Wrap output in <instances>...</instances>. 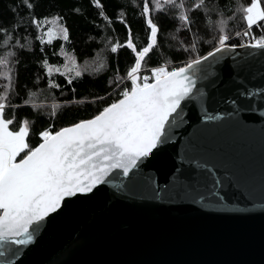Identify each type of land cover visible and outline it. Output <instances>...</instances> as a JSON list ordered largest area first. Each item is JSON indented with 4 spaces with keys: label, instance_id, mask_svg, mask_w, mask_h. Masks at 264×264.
Instances as JSON below:
<instances>
[{
    "label": "snow or ice",
    "instance_id": "snow-or-ice-1",
    "mask_svg": "<svg viewBox=\"0 0 264 264\" xmlns=\"http://www.w3.org/2000/svg\"><path fill=\"white\" fill-rule=\"evenodd\" d=\"M89 7L98 11L104 23L95 27L107 31L115 22L125 28L122 43L113 42L105 36L102 43L110 54L124 49L131 53L132 63L124 74L118 68L104 79L101 93L77 96V81L85 74L99 78L107 70L108 63L103 58L93 59L91 64L80 65L75 56L61 53L63 65H50L46 56L39 61L41 71L46 74L47 90L59 89L60 83L51 77L53 69L66 78L65 87L70 89L71 98L51 105L36 104V93L26 90L27 98L15 92L13 71L10 65L16 63L15 51L9 49L0 56V78L7 83L0 85V264H19L21 248L33 243L41 232L45 221L62 211L69 202L68 198L93 193L98 186L109 183L111 175L118 172L121 177L132 178L144 162L169 141L175 139L174 129L186 123V110L189 105L198 106L205 122L220 121L222 117L231 118L242 107L252 110L256 92L242 87L247 79L244 63L233 59L229 67L231 79L239 81L240 88L234 94H221L223 77L221 64L223 58L230 56L236 49L261 50L264 55V0H249L234 8L219 3L207 6V0H129L120 7L113 19L104 10L102 0H88ZM132 7V15L143 21L145 32L143 43L138 34L133 33L128 20L127 7ZM40 0H14L13 19L5 27L0 25L3 46L8 49L10 41L21 49L28 47V41L17 38L15 33L23 27V16L28 15V23L39 35L41 45L51 44L53 23L56 33L63 40L70 39V30L61 23L64 17L37 13ZM74 8L73 12H78ZM231 14L226 16L225 12ZM200 12L204 19L202 33ZM20 13L19 21L16 15ZM215 16V19L212 16ZM237 15L243 28L231 29L228 25ZM175 22L176 27L168 33L173 42L170 48L183 60L169 58L163 51L160 36L164 27L162 21ZM46 29V30H45ZM254 29L259 30L256 34ZM180 32L187 34L180 37ZM236 42H233V41ZM207 45L208 50L203 46ZM43 53V47L40 48ZM252 53L250 52L249 55ZM153 56L157 59L150 64ZM63 69V70H62ZM264 78V73L261 74ZM40 77L37 76V80ZM20 99L19 104L12 102L13 95ZM264 103V89L259 91ZM212 104L231 106V112L209 111ZM72 105L94 106L95 111L86 118H78L56 127L54 121L59 110ZM28 108L26 113H19ZM47 108V111L44 109ZM38 121H41L38 125ZM36 142H32V137ZM186 154L194 157L187 161L180 157L181 167L177 168L164 187L152 188L156 200L162 198L167 190L173 195L194 196L206 208L226 201L228 190H235L239 197L248 200L256 194V186L251 178L217 175L216 166H209L208 153L196 145H187ZM204 160V163H200ZM195 165V169H185L183 165ZM149 184L155 181L149 180ZM170 186V187H169ZM121 194L127 187L120 181L116 185ZM201 190H205L201 194ZM259 191L264 197V180ZM81 240L75 236L69 248Z\"/></svg>",
    "mask_w": 264,
    "mask_h": 264
},
{
    "label": "water",
    "instance_id": "water-1",
    "mask_svg": "<svg viewBox=\"0 0 264 264\" xmlns=\"http://www.w3.org/2000/svg\"><path fill=\"white\" fill-rule=\"evenodd\" d=\"M233 59L247 69L242 87L256 92L252 110L242 107L236 116L205 122L198 106L189 105L186 123L173 130L175 139L154 150L132 178L110 174L109 183L93 193L68 198L32 244L12 245L21 248L19 264H264V197L259 191L264 180V103L259 95L264 55L259 49H236L224 57L221 94L241 87L231 79ZM209 111L231 112L232 107L212 104ZM190 144L208 153L217 175L251 178L256 194L245 200L230 189L224 203L213 201L210 208L194 196L167 190L156 200L152 188L168 183L182 166L180 157L194 158L186 154ZM183 167L201 171L187 163ZM120 181L128 195L116 187ZM77 235L81 240L70 249Z\"/></svg>",
    "mask_w": 264,
    "mask_h": 264
},
{
    "label": "trees",
    "instance_id": "trees-1",
    "mask_svg": "<svg viewBox=\"0 0 264 264\" xmlns=\"http://www.w3.org/2000/svg\"><path fill=\"white\" fill-rule=\"evenodd\" d=\"M19 3V0H15ZM129 0H102L104 10L106 13L115 18V15L120 11V7L128 3ZM249 0H207V6L211 7L219 3L220 5H229L235 7L240 3H248ZM14 0H0V25L8 26L9 22L13 19V13L9 9L13 7ZM41 7L37 8V13L56 15L61 14L65 19L61 23L66 24L70 30V39L68 41L63 40L62 35H57L52 39L51 44L46 41L41 45L40 40L36 39L39 35L34 28L28 23V15L23 16V27L15 33L17 38H21V43H24V38L28 41V47L23 49L15 46V41H10L9 48L6 49L3 46V35H0V56H4L9 49L15 51L14 60L15 64L10 65L14 68L13 81L15 92L19 93V96L27 98L26 90L30 89L36 93L34 102L36 104L51 105L53 102H61L71 98L70 89L65 87L66 78H62L58 73H55L53 69V76L51 77L56 82L60 83L63 87V91L56 89L51 93L47 90L46 74L41 71V65L39 61L42 57L46 56L50 65L60 66L65 62L64 56L61 53H67L68 56H75L80 65L85 63L91 64L93 59L103 58L108 63L106 71L101 73L99 78H93L85 74L82 81H77L72 87L76 88L77 96L83 94L88 96L91 93H101L104 88V79L106 75L111 74V71L115 68L120 70L121 74H124L127 67L132 63L131 53L127 50L121 49L117 54H110L105 50V45L101 42L105 36L113 38V42L122 43L125 39V28L119 22H115L111 28L107 31L95 27L96 24H102L104 21L98 17V11L95 8L89 7L88 0H40ZM78 8L79 11L74 13L73 9ZM128 20L131 23L134 35L138 34L139 42L143 43L145 32L143 30V21L139 17L132 15V7H127ZM230 12H225V15H230ZM20 13L16 15V20L19 21ZM193 15L200 17L199 27L203 33L205 30L204 19L200 12H196ZM215 19V16H212ZM237 20V17L236 19ZM233 20L228 27H236L237 30L243 28L242 22ZM164 27L161 31V44L162 48L158 51H163L169 58H175L176 60H183L182 55H176L175 50L169 47V44L173 43L168 37V33L172 31L177 25L175 22H169L167 20L162 21ZM256 34H259L258 29H254ZM181 38H186L187 34L180 32ZM233 42H236L235 40ZM43 47L44 51L41 53L40 48ZM203 49L208 50V46L204 45ZM157 59L153 56L151 63H154ZM63 70V69H62ZM37 76L40 77L37 80ZM7 83L6 80L0 78V85ZM0 91L3 88L0 87ZM12 102L19 104L20 99L13 95ZM47 111V108L44 109ZM28 108H21L19 113L28 112ZM95 111L94 106L88 105H72L61 108L59 115L54 121L56 127H60L63 124L73 121L78 118H86L89 114ZM38 125L41 121L37 122ZM32 142L35 143V137H32Z\"/></svg>",
    "mask_w": 264,
    "mask_h": 264
},
{
    "label": "rangeland",
    "instance_id": "rangeland-1",
    "mask_svg": "<svg viewBox=\"0 0 264 264\" xmlns=\"http://www.w3.org/2000/svg\"><path fill=\"white\" fill-rule=\"evenodd\" d=\"M243 1H245V0H243ZM235 21H237V22H241V20H240V17L237 15V20H235ZM243 24V23H242ZM52 27H53V29H54V31H53V38L54 37H56L58 34L56 33V31H55V29H56V24L55 23H53L52 25H51ZM46 30V29H45Z\"/></svg>",
    "mask_w": 264,
    "mask_h": 264
}]
</instances>
